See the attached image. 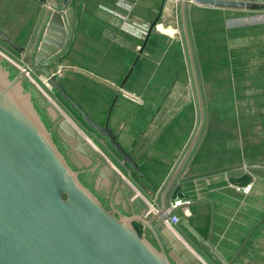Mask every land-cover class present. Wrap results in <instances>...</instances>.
Instances as JSON below:
<instances>
[{"label": "water", "instance_id": "1", "mask_svg": "<svg viewBox=\"0 0 264 264\" xmlns=\"http://www.w3.org/2000/svg\"><path fill=\"white\" fill-rule=\"evenodd\" d=\"M38 1L43 5L40 25L26 43H18L0 29V44L27 58L21 66L0 52V264H207L192 244L206 250L207 257L216 264H234L255 228L237 253L227 259L213 244V230L208 238H203L188 217H184L177 225L180 233L177 234L165 224V219L202 203L189 202L169 210L170 196L207 126L189 10L204 7L257 12L264 11V0H175L179 3L199 121L163 189L158 213L144 203L115 164L54 106L40 84L32 79V73L41 72L47 88L57 93L99 137L108 141L122 166L143 189L140 181H148L146 174L110 126L118 97L102 125L88 115L61 83L84 0ZM168 1L163 0L160 14L151 24L142 46L106 32L110 39L131 50L140 48L120 85L121 90L134 73ZM26 48H30L28 54ZM40 96L47 101L51 116L60 117L58 129L49 125L39 105ZM59 139L68 142L79 158L78 164L69 161ZM97 152L102 159L94 161L92 158ZM148 183L155 190L154 184ZM135 224L141 225L146 233L141 235Z\"/></svg>", "mask_w": 264, "mask_h": 264}, {"label": "crops", "instance_id": "2", "mask_svg": "<svg viewBox=\"0 0 264 264\" xmlns=\"http://www.w3.org/2000/svg\"><path fill=\"white\" fill-rule=\"evenodd\" d=\"M162 2L163 0H84L72 48H90V51L86 54L83 52L82 55L87 67L80 66L78 62L71 64L68 70L72 72H66L67 77L63 76L61 79L64 88L68 93L72 92V95H84L81 81L86 79V73L94 82L92 94L95 98L104 94L99 87L105 89L107 97H101V103L95 104L96 115L89 113L93 116H98L102 112L106 114L115 97H118L111 127L119 136L123 146L140 163L148 181H140L142 189L129 175L130 172L127 173L128 171L116 167L146 205L150 201L159 208L163 189L183 157L199 121L186 48L183 49L182 56L185 57L184 65L167 90L168 99L164 100L167 106L169 104L170 109L167 107L164 109L156 104L155 98L149 99L159 93L158 86L144 87L140 73L137 76V70L140 72L143 67L136 68V72L131 77L133 84L130 87L134 89H130L127 83L126 91L120 90V85L137 57V52L110 39L106 32L124 36L142 46L143 42L139 40L143 38V26L151 25L157 20ZM42 6L38 0H0L1 30L18 43H26L40 25ZM177 7L179 10L178 2L168 1L164 6L163 20L158 22L153 32L161 34L172 44L180 43L177 40L178 27L174 18ZM201 8L202 11H205L203 9L214 11L215 17L222 15V19L225 15L238 17L237 23L234 22L235 30L230 31L231 35H227L228 31L222 27L220 30L222 39L229 45L239 46L238 48L228 46L229 51L230 48H236V55L242 56L241 53L245 55V52H249L241 60L239 58L233 63L228 62L225 67L228 69L225 70L227 75L220 76L218 81L221 85L215 88L221 92L214 99L218 100V103L223 100L238 104L245 100L250 101L251 107L248 109L250 116H256V120L260 118L263 121L262 125H256L253 123L255 118L252 122L246 117L237 118L240 116L237 114V105L229 107L230 110L222 109L219 104H217L218 108L216 105L210 109L205 95L207 111L205 133L180 175L169 202L180 195L186 201L202 202L191 209H184L178 216L181 220L188 217L189 222L203 238H208L213 230V244L227 259L237 253L249 233L255 228L234 264H264V71H259L264 70V60H255L258 62L255 64L256 69H253L256 70L255 72H249L253 66L247 62L258 54H263L264 57V53L260 48L245 50L251 46L254 35L264 33V11L238 12L204 7L194 9ZM194 22L201 26V20L190 22L189 17L195 46L192 28ZM180 31L182 33L181 21ZM182 37L184 40L183 33ZM153 43L150 40L146 48H155ZM138 63H142L141 59ZM176 68V65L169 66V71L173 72L172 70ZM199 76L202 86L201 72ZM237 82L243 87L242 90H238L239 93L234 89ZM225 84H229L232 94L222 95L226 92ZM128 92L131 94L128 95ZM132 94L137 97L136 101L131 99ZM231 111L235 122L233 126L226 120L231 117L229 114ZM216 118H219L222 124H213L216 123ZM245 118L252 126L244 128L245 131L249 130L247 134H244L245 131L240 128ZM252 129L257 136L253 135ZM259 129L263 130V136L259 134ZM148 182L154 184L155 190ZM248 184H253L249 193L245 194L237 190V187H246ZM132 187L130 188L133 190ZM145 233L143 231V234ZM192 246L207 264H213L207 258L206 250Z\"/></svg>", "mask_w": 264, "mask_h": 264}, {"label": "rangeland", "instance_id": "3", "mask_svg": "<svg viewBox=\"0 0 264 264\" xmlns=\"http://www.w3.org/2000/svg\"><path fill=\"white\" fill-rule=\"evenodd\" d=\"M194 8L195 7L191 8L189 10V17H190V22H193V20H195V21L201 20V26L197 25L194 22L192 24V28H193V34H194V41L196 42L194 49H195V47L198 48L195 50L196 51L195 54L198 53V58H199L198 60H199L200 64L202 65L201 69H200L201 78H202V82H203L202 83V94H203V97L206 95V98H208L207 103H208L209 108L213 109L214 107H216L217 104H219L222 109L225 108L226 110H230V109H228L229 107H234L237 105V114L240 115L237 118L246 117V118H249V120L251 122H252L253 118H255V120H253V123H255L256 125H262L261 123H262L263 119L259 118L258 120H256V116L255 117L250 116L251 114L248 110L251 107L249 104L250 101L245 100V101H242L243 103L238 104L235 102L229 103L227 100H223L221 102L219 101V103H218V100L214 99L217 96V94H220V92H221V90H215V88L217 86H219V84L221 85V83L218 81V79L220 78V72L224 67H226L228 65L227 62L224 60V57L226 58V54H227L226 48H224V46H235L236 47V45L227 44L226 41H224L222 39L223 35H221L220 30L222 29V27H224L225 31L226 30L228 31V33H226V34L231 35L230 31L235 30L236 26H235L234 22L237 21L238 17H231V16L225 15L222 19V17H221L222 15L221 16L216 15L217 17H215L216 13L214 11H211L208 9H203L205 11H202V8L200 9L201 10L200 11V10H196ZM95 14H96V12L94 13V17H95ZM162 17H163V14H162ZM162 17H161V21L163 20ZM174 18H175V24L178 27L177 28V32H178V39L177 40L180 43L176 44L173 42L174 44H172L171 42H168V39L163 38V36L161 34L152 33L153 38H150V40L154 42L153 44L155 45V48H149V49L146 48L143 52V55H141L142 63H138V65L136 67L137 69L140 67H143L142 69H140V72L137 70V76L140 73L139 76L142 78V80L144 82L143 83L144 87L147 86V88H151V85L158 86L159 93L158 94L156 93L154 95V97H151L152 96V94H151V96H150L151 98H149V99L155 98L157 100L156 104L161 105V107H163L164 109H165V107H167V109H170L169 104L167 106L165 104L166 102H164L165 99H168V91L167 90L170 88V85L172 84V82L177 78L176 74L180 73L181 68L184 65L183 62L185 61V57H182V56L184 55L183 49L186 48V46H185V42H184L183 37H182V33L180 31V16H179L178 7L175 10ZM150 26L151 25H149V24H145L143 26L144 31L146 32V35H144L143 38L140 39L139 41H142L144 43V41L146 40V37L148 35V31L150 29ZM166 38H168V37H166ZM251 41H252V43H251L252 47L251 46L247 47V48H245V50L246 49H248V50L254 49L255 50V48H256V50H258L257 48H260L264 53V48H263L264 47V33H262V35H254L252 37ZM202 42L204 43L203 49H199V48H202V47H199V45ZM238 47L239 46L237 45L236 48H238ZM215 48L219 49V50L223 49L222 53L220 54V59H222L224 61H220L218 59V52ZM236 48H230V49H233V51L232 50L230 51V58H232L234 55L236 60H238L239 58H240L239 60H241V58L243 59L244 56H246V54L249 53L247 51V52H245V55L243 53H241L242 56H239V54L236 55L235 54ZM138 50L135 51V52H137V55L139 52ZM87 51H90V48H72V53H71L69 61L68 62L65 61V64L67 65V67L62 69L63 73L61 74V77H63V76L67 77L65 75L66 72H68V73L72 72V71L68 70L69 67H71V64L74 65V63L78 62V63H80V66H83V67L86 66L87 62H86V60H83L84 58L82 57V55H83V52H85V54H86ZM0 52H2L5 56L9 57L10 59L14 60L15 62L19 63L21 66L24 65L20 62V58L17 57V55L13 54L12 51H10L8 48H6L2 44H0ZM135 59H134V61H135ZM212 59H214V60L212 61ZM255 60H264L263 54H258L254 59L247 61L250 65L253 66V68L250 69L249 72H255L256 71V70H253V69H256L255 64L258 63V62H255ZM134 61H133V63H134ZM162 61H164L163 65H162ZM133 63H132V65H133ZM207 63L209 65H206ZM132 65H131V67H132ZM175 65L177 68L172 70L173 72H170L169 66L172 67ZM157 67H159L158 70H157ZM130 68H129V70H130ZM136 68H135L134 72H136ZM259 71L262 72L264 70L260 69ZM225 75H227V74H225ZM32 77L34 78L33 80H35V77L34 76H32ZM76 77H78V75ZM80 77L81 76H79V78ZM234 81H236V80H234ZM81 82L83 84L82 85L83 86L82 93L84 95H72L73 93L70 91H69V94L76 100V102L79 103V105L86 112L96 115L95 110H94L95 104H97L99 102L101 103V101H100L101 97H107L106 93H105L106 91L102 87H99V89L101 90V93H104V94L101 95L100 97L96 96V98H95L94 95L92 94L94 82H93L91 76H90V78L88 77L87 73H86V79L85 80L83 79ZM226 82H227V80H226ZM237 83L235 84L236 88H234V89L236 90L237 93H239L238 90H242L243 87L241 86V83H238V84ZM132 84L133 83H132L131 78H130L128 81V87L130 89L131 88L134 89L133 87H130ZM225 85H226V88H225L226 92L223 93L222 95L225 94L227 96L229 94H232L230 91L229 84H225ZM41 87L44 90V92L49 96V98H50L51 102L54 104V106L58 110L62 111V113L66 114L67 117L78 127L77 122H75L74 118L67 113V110L55 98L52 90L49 87L47 88V86L42 85ZM143 90H144V88H143ZM121 91H126V87ZM206 92H207V94H206ZM129 94H131V93L128 92V95ZM132 95L133 96L131 97V99L133 101H136L135 98H137V97L134 96V94H132ZM228 103H229V105H228ZM102 105H104V104H102ZM217 108H218V105H217ZM238 108H240V109H238ZM229 114L231 117H228L226 120L229 121V124H232V126H233L235 123L234 117H233L234 115H232L233 112L231 111ZM212 115L215 116V114H212ZM214 116H212V117H214ZM246 118L243 120V122L240 125V128L242 131H245L244 128L252 127ZM224 123H228V122H224ZM213 124L217 125V124H222V123L219 120V118H216V123L214 122ZM248 131L249 130H246L244 134H247ZM251 131L253 132L254 130L252 129ZM84 133L87 135L89 140H91L95 144V147L99 152L104 154V156L108 157L109 158L108 160H110L113 164H115V166H117L119 169H123L125 171H128L127 173H129V170H127L125 167H123L122 163L119 161V159H115L112 156L111 152L105 146L99 145L90 135H88L86 133V131ZM262 133H263V130L259 129V134L263 136ZM253 135L257 136V133L253 132ZM246 137H248V135H246ZM125 171H123V172L125 173ZM134 178H136V176Z\"/></svg>", "mask_w": 264, "mask_h": 264}, {"label": "flooded vegetation", "instance_id": "4", "mask_svg": "<svg viewBox=\"0 0 264 264\" xmlns=\"http://www.w3.org/2000/svg\"><path fill=\"white\" fill-rule=\"evenodd\" d=\"M29 50H30V48H26V54H28V52H29ZM72 50V49H71ZM71 53H72V51H70ZM13 53V52H12ZM13 54H15V53H13ZM15 55H17V54H15ZM17 57H19L20 58V62L22 63V64H25L26 62H27V58L26 57H24V56H19V55H17ZM68 62V61H67ZM33 65H35V64H33ZM32 76H34L35 77V80L42 86H46L45 84H46V81H45V79L43 78V76H42V74H41V72H36L35 74L34 73H32L31 74V77ZM32 79H34L33 77H32ZM52 92H53V94H54V96H55V98L63 105V107L67 110V113L70 115V116H72L73 118H74V120H75V122H77V125H78V128H79V130L81 131V132H83L84 130L86 131V133L88 134V135H90L99 145H101V146H105L110 152H111V154H112V156L115 158V159H118V156L116 157L115 156V154L111 151V147H110V145H109V143H108V141L107 140H105L104 138H101V137H99L93 130H91L83 121H82V118L81 117H79L77 114H76V112L75 111H73L72 109H70V107H69V105L67 104V103H65L60 97H59V95L57 94V93H55L53 90H52ZM45 103H46V106L48 105L47 104V101H44ZM46 106H44V107H46ZM46 109H47V114L46 113H44L45 114V116H46V118H47V121H48V123H49V125L50 126H52V127H55V129H58V124H59V121H60V117H52L51 116V114H50V112H49V109H48V107H46ZM108 112H109V110L106 112V114L104 113L103 114V112H102V114H100V115H98V116H93V115H90L88 112V115L89 116H91L96 122H98V123H100V124H102V125H104L105 124V122H106V120H107V117H108ZM62 114H64V113H62ZM65 116H67L66 114H64ZM112 116H113V113H112ZM111 120H112V117H111ZM111 120H110V126H111ZM77 127V126H76ZM112 128V127H111ZM83 131H82V130ZM114 130V129H113ZM84 131V132H85ZM118 138H119V136H118ZM119 141H120V139H119ZM72 143V142H71ZM59 144L61 145V147H62V149H63V151L67 154V157H68V159H69V161L72 163V164H78L79 163V158L76 156V154H74V151H73V149L71 148V146L68 144V142L67 141H65V140H63V139H59ZM73 154H72V153ZM104 155V154H103ZM106 157V156H105ZM100 158L102 159V156L100 155V153H98L97 152V154H94L93 155V160L94 161H96L97 159H99L100 160ZM107 158V157H106ZM121 162V161H120ZM90 177H92L91 175H89ZM94 177V176H93ZM103 200H104V202H105V205L107 206V208L109 209V205H108V201H107V199L106 198H104V196H103ZM137 225H139V224H135V227H136V229H137ZM140 226V225H139ZM140 229H141V231H142V234H143V228L140 226ZM197 249H199V246H198V248ZM201 250V249H200ZM208 259H210L211 260V262L213 263V264H216L215 262H213L212 261V259L211 258H209V257H207Z\"/></svg>", "mask_w": 264, "mask_h": 264}, {"label": "built area", "instance_id": "5", "mask_svg": "<svg viewBox=\"0 0 264 264\" xmlns=\"http://www.w3.org/2000/svg\"><path fill=\"white\" fill-rule=\"evenodd\" d=\"M146 35V32L143 30L142 32V37ZM62 112V111H61ZM253 184H248L246 187H237V190L243 193H249ZM190 201H186L184 197L181 196H176L172 198L169 202V210H173L177 207H180L184 204H188ZM147 205L149 208L154 212L158 213L159 212V207L157 204L148 201ZM187 214V212L185 213ZM181 222V218L178 216V214L174 215L171 219H165V224L170 227L175 233L180 234L177 228V225Z\"/></svg>", "mask_w": 264, "mask_h": 264}, {"label": "trees", "instance_id": "6", "mask_svg": "<svg viewBox=\"0 0 264 264\" xmlns=\"http://www.w3.org/2000/svg\"><path fill=\"white\" fill-rule=\"evenodd\" d=\"M225 41V40H224ZM203 43H201L200 45H199V47H202V48H199V49H203ZM224 48H226V52H227V54H226V58L224 57V60L227 62V64H228V62H230V63H233L234 61H236V59H235V57H232V58H230V51H231V49H230V51H229V47L228 46H224ZM196 49H198V48H195V50ZM212 49V48H211ZM216 49V48H215ZM217 50V52H218V59L220 60V61H224V60H222V59H220V54L222 53V51H223V49H216ZM196 52V51H195ZM196 59H197V64H198V68H199V74H200V69H201V64H200V62H199V58H198V53H196ZM215 59V58H214ZM214 59H212V61L214 60ZM206 65H209L208 63L206 64ZM211 66V65H210ZM225 70H228V69H226L225 67L221 70V72H220V76H222V75H224L225 74ZM39 105L41 106V108H42V110L47 114V109H46V107H44V106H46V103L44 102V99L40 96V98H39ZM91 185H93V182L91 183ZM137 230H138V232L142 235V231H141V229H140V226L139 225H137Z\"/></svg>", "mask_w": 264, "mask_h": 264}]
</instances>
